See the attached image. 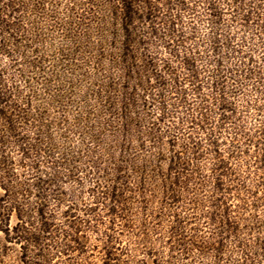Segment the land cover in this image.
Instances as JSON below:
<instances>
[{"label": "rangeland", "instance_id": "rangeland-1", "mask_svg": "<svg viewBox=\"0 0 264 264\" xmlns=\"http://www.w3.org/2000/svg\"><path fill=\"white\" fill-rule=\"evenodd\" d=\"M0 264H264V0H0Z\"/></svg>", "mask_w": 264, "mask_h": 264}, {"label": "trees", "instance_id": "trees-1", "mask_svg": "<svg viewBox=\"0 0 264 264\" xmlns=\"http://www.w3.org/2000/svg\"><path fill=\"white\" fill-rule=\"evenodd\" d=\"M130 14V13H129ZM131 18V17H130ZM129 17H128V19H130Z\"/></svg>", "mask_w": 264, "mask_h": 264}]
</instances>
